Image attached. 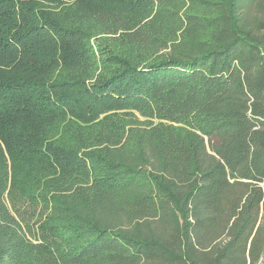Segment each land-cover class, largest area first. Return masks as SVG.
I'll return each mask as SVG.
<instances>
[{
    "label": "trees",
    "instance_id": "obj_1",
    "mask_svg": "<svg viewBox=\"0 0 264 264\" xmlns=\"http://www.w3.org/2000/svg\"><path fill=\"white\" fill-rule=\"evenodd\" d=\"M0 264H264V0H0Z\"/></svg>",
    "mask_w": 264,
    "mask_h": 264
}]
</instances>
